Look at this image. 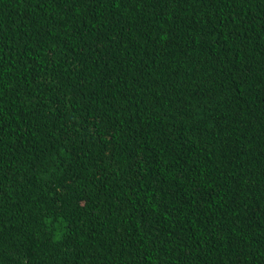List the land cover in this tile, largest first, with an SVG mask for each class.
Masks as SVG:
<instances>
[{
	"label": "trees",
	"instance_id": "trees-1",
	"mask_svg": "<svg viewBox=\"0 0 264 264\" xmlns=\"http://www.w3.org/2000/svg\"><path fill=\"white\" fill-rule=\"evenodd\" d=\"M0 264H264V0H0Z\"/></svg>",
	"mask_w": 264,
	"mask_h": 264
}]
</instances>
